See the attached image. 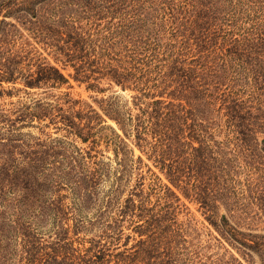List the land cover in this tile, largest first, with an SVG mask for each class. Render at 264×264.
<instances>
[{
  "label": "trees",
  "instance_id": "obj_1",
  "mask_svg": "<svg viewBox=\"0 0 264 264\" xmlns=\"http://www.w3.org/2000/svg\"><path fill=\"white\" fill-rule=\"evenodd\" d=\"M175 2L182 3L179 9L189 7L194 12L189 28L197 33L193 35L197 55H215L223 62L219 68L211 66L208 73L198 74V69L186 67L184 57L190 48L183 30L177 38L175 30L170 31L175 34L169 35L173 43L171 38L160 42L162 31L153 20L162 18L154 15L156 10L172 11ZM128 7L133 9L130 13L125 12ZM263 10L264 0H0V97L67 85L61 65L72 69V78L87 89L101 91L99 84L105 79L108 85L135 92L133 104L139 111L133 118L119 113L112 103L104 109L124 135L112 129L107 141L119 171L105 202L98 192L100 165L94 163L87 176L83 156L72 145L49 137L29 142L17 132V127H23L18 124L48 118L51 124L60 123L66 135L84 143L90 140L95 146L97 135L102 134V116L92 109L71 115L56 106L50 111L38 102L20 109L13 118L0 111V137L8 135L0 138V264H202L194 261V249H189L177 221L179 199L171 188L160 186L162 195L152 205L139 180L129 197L120 201L119 187L133 154L125 141L130 138L126 128L135 147L170 185L199 205L223 240L239 246L237 250L255 253L264 264V236L242 232L238 224L243 218L233 224L227 217L239 206L233 164L214 156L203 137L206 130L200 131L203 119L199 118L219 103L229 132L245 152L246 167L264 169V137L260 136L264 134V15L259 16ZM117 13L123 18L103 34L97 22ZM20 31L28 38L24 40ZM209 33L218 42L204 40ZM39 49L48 52L55 65ZM164 64L168 73L161 75ZM203 76L238 86L245 80L251 91L246 99L229 92L208 94ZM169 83L174 87L171 92L164 86L160 89ZM194 142L199 146L194 148ZM137 161L142 162L140 157ZM64 190L73 198L69 206L60 195ZM260 195L256 205L264 209V191ZM100 202L103 211L97 218L108 214V220L99 223L100 235L79 237L84 226L94 223L71 215L74 222L69 225L70 213L79 214V207ZM220 208L226 215L218 216ZM242 254L250 257L245 251Z\"/></svg>",
  "mask_w": 264,
  "mask_h": 264
},
{
  "label": "rangeland",
  "instance_id": "obj_2",
  "mask_svg": "<svg viewBox=\"0 0 264 264\" xmlns=\"http://www.w3.org/2000/svg\"><path fill=\"white\" fill-rule=\"evenodd\" d=\"M175 3L176 4L172 6V11L167 9L162 12V10L155 9V18H162V20L159 21L153 20L155 28L162 31L159 38L160 42L162 41L163 43H166V39L171 38L169 36L171 30H175L176 38L178 32L183 30L186 32L185 36H187V42L190 48V51L186 53V56L184 57L187 58L185 60L186 67L198 69V74H205L211 66L216 65L215 68H219V65L223 62L218 61L215 55H210V53L201 54L200 56L197 55L196 42L193 40V35H196L197 33L191 32V29L189 28L193 26L190 18L193 17L194 12L189 7H186L184 10L179 9L178 4L182 5V3ZM158 4L159 3L157 2L155 8ZM144 5L145 7L149 6L148 4ZM131 10L133 9L128 7L125 9V12L130 13ZM171 14L173 17L170 16ZM261 15H264V10L261 12L259 11V16ZM123 16L124 15L117 13L116 15H112V18H107L106 20L104 19L97 23L100 25V28H102V31L104 32L103 34H106V32H109L106 28H114L117 26ZM198 24L201 23L199 22ZM20 34L23 35L24 40L28 38L25 32L20 31ZM210 34L211 33L208 34L209 38H205L204 40L209 44L218 42L212 39ZM171 40L172 38L170 39V42L173 43L174 41ZM180 40L181 37L179 38V42ZM28 41L31 42V40ZM178 46L179 45L176 47ZM39 51L47 62L51 63V65H55V60L48 52H45L42 49H39ZM164 65L165 69H161V75H164L166 72L168 73L166 69L167 64ZM58 67L63 70V74L68 78L69 83L67 85L59 89L40 88L27 90L26 92L21 90L12 97H0V111L13 118L20 109L22 110L24 107L32 106L33 103L38 102L40 105L46 106L50 111L56 106L60 107L66 114L71 115L73 114L72 112L78 110L90 111V109H92L102 116L104 120L100 125L102 134L97 135L99 143L95 146H92L90 140L84 143L76 136L66 135L65 131L61 129L60 123L51 124L48 118L40 123L35 120L31 123L25 122L23 123L24 125L18 124V126L23 127H17V132L22 135V138L29 142L32 138L43 141L49 137L51 139L62 140L65 143V146L68 144L72 145L83 156L81 159L84 164L83 166H85L83 174H86L87 176L93 172L94 163L100 165L98 167L100 168L102 178L98 185V192L101 202L103 200L105 202V193L109 190L111 185L115 184V177L119 171L112 147L107 141L112 137V129L120 137H124V135L117 128L115 122L105 116L103 112L108 104L112 103L114 105L113 108H117V110L120 111L119 113L124 114L125 116L127 114L134 118L135 115L139 114L138 108L133 104V97L136 93L131 90L123 91L115 85H108V81L105 79L99 84L101 91L90 90L87 89L86 84L75 81L72 78L74 74L72 69H63L61 65H58ZM249 78L251 79V76H249ZM203 81L204 82L202 83L206 84L203 87V90L207 89L208 94L229 92L236 98L246 99L251 91L249 86H245V80H243L239 86L234 85L233 83H227L224 79H219L217 81L214 78L205 79L204 76ZM161 82L162 80L159 78L158 83ZM217 82L222 84V86L219 88L215 87L216 85H214V83ZM250 82L251 80L249 83ZM6 86L7 85H5V87ZM163 86L165 88L167 87L166 92H171L174 88L173 85H170L169 83L168 85H162L160 89H162ZM17 88H21V86H17ZM167 101L171 100L167 99ZM144 102H147V100H144ZM174 103H179V101ZM181 103L184 105V101H181ZM213 109L220 111L221 108L219 103H215L214 106L207 108L208 111L204 114L202 113L203 115L200 114L199 118L203 119L200 131L205 132L206 130L207 134L203 133V137L206 140V144L212 148L214 156H220L219 158H223V163L229 161L233 164L230 169L232 170L231 173H233L235 181H237V184L234 185V187L235 195L236 197L238 196L239 206L232 213L228 214L227 217L233 224H237L238 219L243 218L238 224V227L242 232L264 236V209H260L259 206L256 205L260 202L258 201L260 200V193L264 191V169L256 171L246 167L244 163L246 160L245 152L243 148L240 147V144L235 141L232 131L229 132L226 124V117L222 116V111L217 115V112ZM126 129L128 130L127 134L130 135V138H125V141L133 154L129 155L128 159L130 160L131 165H129L128 173L124 174L121 186L119 187L120 201L128 198L130 191L134 189L136 182L141 180L144 196L147 195L153 205L158 200V196L162 195L160 186L167 185L179 199V202L177 203V221L182 224L185 236L190 243L189 249H194V255H196L195 262H200L202 264H261L259 257L255 253L243 249H240L241 251L237 250L236 247L239 246H231L228 242L223 240L215 229L207 222L203 212L199 209V205L185 198L180 190L170 185L164 175L160 173L159 169L154 166L152 161L148 160L147 157L135 147V140L133 139L131 131H129V128ZM3 132H5V130ZM208 135H210L209 137L211 138H209ZM7 136L8 135H5L0 138L6 139ZM260 136L264 137V134ZM260 139L261 138L259 137L258 140ZM193 146L196 148L199 146V143L194 142ZM138 157L141 158L142 162L137 161ZM262 162L264 163L263 158ZM140 177H142V179ZM155 177L159 180H156ZM158 186L160 188H157ZM60 195L65 197V206L71 205L73 198L69 195V192L64 190L60 192ZM261 199V201H264V197H261ZM79 202L80 201H78L77 204H79ZM101 202L98 206L88 205L85 208L79 207V214L70 213L69 225H72L74 222L71 215H74L73 218H77V215H79L85 221H92L94 223L91 227L86 224L87 226H84V229H81L79 237L85 236V238H94L100 235L101 230L99 229V223L108 220L107 212L102 216V219L97 218L99 210L103 211ZM161 202H163V200ZM261 203L264 204V202ZM221 215H226L223 208L218 210V216ZM95 220L97 221L95 222ZM129 232V230H125L126 234ZM46 239L49 240V238ZM123 241L124 239L121 242ZM130 244H132V242H130L129 245ZM242 251H245L250 257L243 256Z\"/></svg>",
  "mask_w": 264,
  "mask_h": 264
}]
</instances>
